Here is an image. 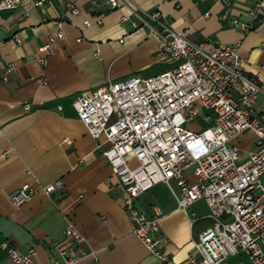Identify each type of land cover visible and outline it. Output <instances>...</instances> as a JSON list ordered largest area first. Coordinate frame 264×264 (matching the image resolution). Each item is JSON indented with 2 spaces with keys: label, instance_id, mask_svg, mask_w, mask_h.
<instances>
[{
  "label": "crops",
  "instance_id": "crops-1",
  "mask_svg": "<svg viewBox=\"0 0 264 264\" xmlns=\"http://www.w3.org/2000/svg\"><path fill=\"white\" fill-rule=\"evenodd\" d=\"M106 1H28L0 11V73L8 63L17 66L8 81H0V264H16L1 245L5 239L24 250L36 247V264H54L51 243L69 239L65 230L70 223L85 236L89 250L75 264H159L133 232L123 205L125 190L102 153L109 142L88 132L72 102L110 80L153 76L175 66L157 55L158 40L147 27L134 26L133 20L140 21L132 8L161 11L172 26L197 41L238 43L245 70L264 87V22L250 30L232 22L233 17L251 22L249 7L255 0H233L229 10L221 0H123L114 8ZM68 2L80 12L69 11ZM123 15L128 19L122 20ZM59 19L64 20L65 36L52 43L53 52L43 65L34 53L57 33ZM253 109L264 112V93ZM249 136L254 141L247 131L242 149ZM57 179L62 187L45 193L42 185ZM27 182L34 192L18 206L12 194ZM135 203L148 213L159 208L156 236L180 264L194 250L193 236L211 223L205 200L185 211L164 181L141 193ZM201 205L208 210L200 212Z\"/></svg>",
  "mask_w": 264,
  "mask_h": 264
},
{
  "label": "built area",
  "instance_id": "built-area-1",
  "mask_svg": "<svg viewBox=\"0 0 264 264\" xmlns=\"http://www.w3.org/2000/svg\"><path fill=\"white\" fill-rule=\"evenodd\" d=\"M28 1L42 5L47 0H0V11ZM221 1L228 10L233 3ZM106 3L114 8L124 1ZM67 7L74 14L80 12L71 2ZM228 10L222 19L228 17ZM131 12L140 21L133 20L134 26L147 27L148 34L158 40L157 55L175 61V66L153 76L110 80L72 102L88 132L95 138L104 135L109 142L102 153L125 190L123 205L134 223L133 232L157 255L159 264H180L156 236L159 208L148 213L135 203L141 193L164 181L181 209L187 211L201 199L210 209L211 223L193 236L194 250L184 264H264V112L253 109L264 87L245 70L238 43L194 40L172 26L159 10L141 12L137 6ZM249 13L251 22L233 17V25L250 30L263 23L264 0H255ZM127 19L128 15L122 16ZM56 23L57 33L34 53L43 65L53 52L52 43L65 36L64 20ZM16 70L15 63H8L0 81H8ZM25 107L30 108V103ZM201 115L209 126L188 127V121ZM247 131L255 135L257 146L242 158L240 143ZM62 184L57 179L42 188L51 195ZM34 189L32 183H24L12 200L22 205ZM65 233L66 242L54 239L51 243L54 264H75L89 254L85 236L72 223ZM1 245L16 264H36V247L24 250L8 239ZM237 256L232 263L228 261Z\"/></svg>",
  "mask_w": 264,
  "mask_h": 264
},
{
  "label": "rangeland",
  "instance_id": "rangeland-1",
  "mask_svg": "<svg viewBox=\"0 0 264 264\" xmlns=\"http://www.w3.org/2000/svg\"><path fill=\"white\" fill-rule=\"evenodd\" d=\"M188 127H190V128H194V129H197V128H205V127H207V126H209L211 123L209 122V121H206L203 117H198V118H196L195 120H190V121H188ZM244 149H243V155H242V158H244V157H246V156H248L249 155V153L252 151V150H255L256 149V144H255V142L253 141V138H252V136H249L247 139H245V141H244ZM208 206H206V205H201V211L200 212H202V211H207L208 210V208H207ZM238 258V256L237 257H229L228 258V261L229 262H233V261H235L236 259ZM245 261L247 260L246 259V257H244L243 258Z\"/></svg>",
  "mask_w": 264,
  "mask_h": 264
}]
</instances>
